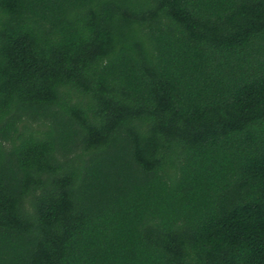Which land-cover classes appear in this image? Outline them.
<instances>
[{
    "label": "trees",
    "instance_id": "obj_1",
    "mask_svg": "<svg viewBox=\"0 0 264 264\" xmlns=\"http://www.w3.org/2000/svg\"><path fill=\"white\" fill-rule=\"evenodd\" d=\"M0 264H264V0H0Z\"/></svg>",
    "mask_w": 264,
    "mask_h": 264
}]
</instances>
